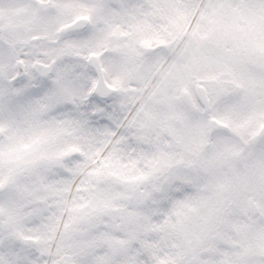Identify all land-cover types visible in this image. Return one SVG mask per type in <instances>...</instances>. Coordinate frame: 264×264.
I'll list each match as a JSON object with an SVG mask.
<instances>
[{
  "label": "snow or ice",
  "instance_id": "snow-or-ice-1",
  "mask_svg": "<svg viewBox=\"0 0 264 264\" xmlns=\"http://www.w3.org/2000/svg\"><path fill=\"white\" fill-rule=\"evenodd\" d=\"M0 264H264V0H0Z\"/></svg>",
  "mask_w": 264,
  "mask_h": 264
}]
</instances>
